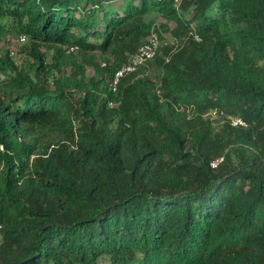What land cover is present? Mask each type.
Here are the masks:
<instances>
[{
    "label": "trees",
    "instance_id": "16d2710c",
    "mask_svg": "<svg viewBox=\"0 0 264 264\" xmlns=\"http://www.w3.org/2000/svg\"><path fill=\"white\" fill-rule=\"evenodd\" d=\"M12 32L0 264H264V0H0Z\"/></svg>",
    "mask_w": 264,
    "mask_h": 264
},
{
    "label": "built area",
    "instance_id": "2783aa9c",
    "mask_svg": "<svg viewBox=\"0 0 264 264\" xmlns=\"http://www.w3.org/2000/svg\"><path fill=\"white\" fill-rule=\"evenodd\" d=\"M25 34H19L17 38V42L21 44L25 41ZM161 44L160 38L158 34L154 31H152L147 38L137 47V49L130 54L126 60H124L118 68L114 71L110 81H109V87L110 89L115 92L117 91L118 85L122 78H124L126 75L133 73L139 69H141L146 63L156 54V51L158 50L159 46ZM76 48V46H71V49ZM10 55H13L14 57L17 56L16 49L13 48L10 52ZM20 63V61H19ZM16 63V64H19ZM100 65L105 66L106 61L100 60ZM109 106H114L115 102L108 101ZM213 114L221 117L228 118L231 125L234 126H247V122L240 116L237 115H230L222 113V111H218L216 108L212 109L210 111V115ZM214 116V115H213ZM221 160V157L212 161L211 165L215 166L217 162Z\"/></svg>",
    "mask_w": 264,
    "mask_h": 264
},
{
    "label": "rangeland",
    "instance_id": "374dc122",
    "mask_svg": "<svg viewBox=\"0 0 264 264\" xmlns=\"http://www.w3.org/2000/svg\"><path fill=\"white\" fill-rule=\"evenodd\" d=\"M158 21H160V18L158 19ZM18 35H19L18 32H12V33H7L5 36L0 38V58L3 57V54L6 53V51H7L8 52V56H10L12 60H14L16 63H19V61H21L22 62L21 64L25 65V61L26 60H30V55L26 52L28 43L24 42L23 44H19L16 41ZM163 40H165V41H167V42H169L171 44H178V40L173 39L170 36V34H168V33H164ZM13 48L16 49V52L18 54L15 57L13 55L9 54V52ZM49 56H50V53H49ZM97 58L100 59V60H105V61H108L110 59L108 56H105V55H98ZM63 70H64V72H68L69 71L68 70V66H63ZM88 72L92 73L93 71L90 68H88ZM155 72H156V69L149 66L148 69L144 73L147 74V75L148 74L153 75ZM13 73L14 72L12 70L2 71L0 69V95H3V91L6 88L4 85L9 80V75L13 74ZM213 115H212L213 118L214 117H218L215 114H213Z\"/></svg>",
    "mask_w": 264,
    "mask_h": 264
},
{
    "label": "clouds",
    "instance_id": "9594fccd",
    "mask_svg": "<svg viewBox=\"0 0 264 264\" xmlns=\"http://www.w3.org/2000/svg\"><path fill=\"white\" fill-rule=\"evenodd\" d=\"M24 34V33H23ZM18 38V37H17ZM16 41H17V39H16ZM22 44V43H21ZM17 53V52H16ZM16 63V62H15Z\"/></svg>",
    "mask_w": 264,
    "mask_h": 264
}]
</instances>
